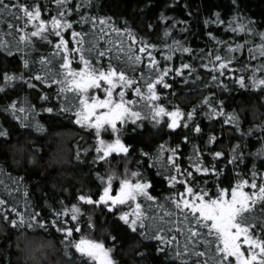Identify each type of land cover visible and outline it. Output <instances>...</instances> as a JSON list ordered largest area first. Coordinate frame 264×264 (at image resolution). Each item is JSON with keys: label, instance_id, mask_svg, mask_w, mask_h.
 Wrapping results in <instances>:
<instances>
[{"label": "snow or ice", "instance_id": "obj_1", "mask_svg": "<svg viewBox=\"0 0 264 264\" xmlns=\"http://www.w3.org/2000/svg\"><path fill=\"white\" fill-rule=\"evenodd\" d=\"M161 5L157 23L147 24L153 35L164 27L166 39L156 43L137 30L135 21L109 14L107 0L103 5L101 0H0V52L8 57L19 53L23 69L31 73H3L0 92L17 82L35 88L32 81H38L50 89L55 86L51 96L43 92L40 100L58 102L37 110L25 106L26 99L20 106L12 101L3 111L37 132L45 130L36 119L39 112L65 116L78 125L94 144L78 146L75 159L85 164L90 159L96 181V191H78L75 202L61 200L42 213L31 203L27 186L17 196L25 178H13L0 168L11 181L0 180V219L14 228L38 230L33 235L46 238L54 227L65 264H119L114 253L121 236L107 228V235H92L97 213L111 218L112 231L158 242V252H171L181 264H264V163L258 167L255 162L264 160V121L246 125L224 98L235 90L226 79L239 89L264 94V20L250 17L244 0H229L228 12L211 11L203 24L206 29L223 26L225 33L240 35L243 42L206 30L211 47L194 48L191 41L173 35L191 34L188 21L167 15L177 9L178 0H159L148 10ZM245 48L247 60H242ZM205 70L210 76L208 94L190 110L181 108L174 102V84H203ZM198 116L219 122L220 134L224 125L239 134L227 157L212 147L218 143L216 133L205 139ZM145 122L188 131L174 146L164 142L154 151L140 148L130 167L131 153L137 150L123 134L130 126L136 132ZM253 135L261 144L254 153L246 151L247 138ZM8 136L0 125V137ZM185 144L191 151L182 160ZM113 154L123 160L120 172L111 167ZM248 156L254 157L250 170L245 166ZM160 184L165 187L158 188Z\"/></svg>", "mask_w": 264, "mask_h": 264}, {"label": "trees", "instance_id": "obj_2", "mask_svg": "<svg viewBox=\"0 0 264 264\" xmlns=\"http://www.w3.org/2000/svg\"><path fill=\"white\" fill-rule=\"evenodd\" d=\"M43 2L47 3V0H43ZM104 2L105 0H101L102 5ZM158 2L159 0H147L146 4L144 0H107L109 14L122 15L130 22L135 21L137 30L145 38L160 43L166 39L163 37V25L155 30V35H153V30L147 27L149 23H157L155 17L159 11L163 10L161 5V7L149 11L148 5ZM185 5L189 7L185 9ZM217 5L220 6L219 9L215 7ZM244 8L253 19L264 20V0H244ZM228 9L229 0H178L177 9L168 11L167 15L189 22L191 34L173 33L177 39L186 38L192 42L194 48H203L206 44L211 47L210 42L203 34L206 30L214 31L217 36L224 40L234 36L232 33H225L223 26H211L206 29L203 24V20L210 15L211 11L219 10L224 14L228 12ZM189 11L193 13L192 16L188 15ZM141 12L143 14H140ZM183 26L179 25L178 27ZM234 39L237 42H243L240 35H235ZM244 39H248V37H244ZM258 42L259 39L257 38ZM241 59L247 60V48H245ZM173 63L178 66L179 60L177 59ZM253 63H258V61ZM239 66L236 65L237 68ZM5 72H24L25 76L31 75L30 72L23 69L19 53H16L14 57H8L0 52V85L4 84L3 73ZM201 76L204 80L203 84L196 81L190 82L189 85L174 84V88H177L174 102L181 108L190 110L193 105L198 104L208 94L205 85L210 82V76L206 74V70L201 72ZM225 82L229 83L230 87H235V90L225 95L224 98L228 100L232 109L239 111L245 124L264 121V115H261V113H264V94L256 89H239L238 86L232 85L227 79ZM32 83L36 85L35 88H29L26 83L17 82L14 87H8L5 92H0V125L9 131L7 138L0 137V168L3 169V173L10 174L13 178L23 176L25 181L20 185L21 193H17V196H22L23 188L27 186L31 203L37 206V211L46 213L49 204L58 206L61 200L66 203L75 202L74 198L78 191H96V181L90 159L88 164H85L83 159L80 161L75 159L77 147L79 146L80 149L87 148L94 144V139L78 125L66 119L65 116L53 118V114L39 112L36 119L43 125L45 130L37 132L35 128H24L19 121L14 120L9 113L4 112L3 109L12 101H16L20 106L25 103L26 99L25 106L32 104L35 105L37 110L58 103L57 101L49 103L40 100L43 92H48L51 96L55 86L50 89L41 82L32 81ZM167 91L171 92L172 90ZM198 119L205 139L206 134L216 133L218 143L212 147L224 151L227 157L232 146L240 141L239 134L229 125H224L223 134H220L221 124L219 122H209L206 118L199 116ZM186 131L188 130L181 131L177 129L173 131L163 128V126L154 128L150 123L145 122L143 128L133 132L130 126L123 134L125 142L131 143L133 148L137 150L131 153L132 164L130 167H134L135 159L139 158L138 150L140 148L154 151L158 144L164 142L171 143L174 146L176 143L182 142V137ZM81 137H84V139L81 140ZM130 137L134 138L130 139ZM112 138L110 135L105 136V139L111 140ZM247 144L246 151L252 153L261 147L255 135L247 138ZM181 151V159L183 160L191 151V145L185 144ZM113 155L116 159L112 161L111 167L120 172L122 171L123 160L120 155ZM253 159L254 157L251 156L245 159V166L249 170ZM221 162L227 163V160L221 158ZM255 162L259 167L264 163V160H256ZM96 167L98 168L99 165ZM3 173H0V180H4L5 184H11V181ZM164 187L163 184L158 185V188ZM0 195H3V185H0ZM19 206L24 207L22 201ZM110 219L97 213V229L92 235L95 238H100L101 234L107 235L104 231L107 228L112 234L121 236L120 246L117 252L114 253V258L119 261V264H181V261L176 259L171 252H168L167 256L158 252L156 250L158 242L128 238L123 230L118 233L112 231ZM0 226L3 227V231H0V264H24L27 251L48 250L53 243L61 249L59 244L60 234L55 232L54 227L48 230L46 238L44 236H34L33 234L38 230L29 229L26 226L14 228L3 219H0ZM105 242L106 245L110 244L109 240ZM141 253H144L143 257L140 255ZM53 259H56V257L54 256Z\"/></svg>", "mask_w": 264, "mask_h": 264}, {"label": "clouds", "instance_id": "obj_3", "mask_svg": "<svg viewBox=\"0 0 264 264\" xmlns=\"http://www.w3.org/2000/svg\"><path fill=\"white\" fill-rule=\"evenodd\" d=\"M0 231L3 227L0 226ZM56 259H53V257ZM24 264H65L61 255V249L53 243L48 250L27 251Z\"/></svg>", "mask_w": 264, "mask_h": 264}, {"label": "rangeland", "instance_id": "obj_4", "mask_svg": "<svg viewBox=\"0 0 264 264\" xmlns=\"http://www.w3.org/2000/svg\"><path fill=\"white\" fill-rule=\"evenodd\" d=\"M119 155V154H118Z\"/></svg>", "mask_w": 264, "mask_h": 264}]
</instances>
